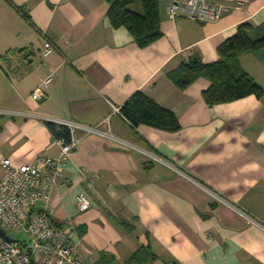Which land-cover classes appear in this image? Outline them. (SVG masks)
I'll use <instances>...</instances> for the list:
<instances>
[{"label": "crops", "instance_id": "1", "mask_svg": "<svg viewBox=\"0 0 264 264\" xmlns=\"http://www.w3.org/2000/svg\"><path fill=\"white\" fill-rule=\"evenodd\" d=\"M216 1L242 8L201 23L171 20L172 0H159L162 36L140 47L111 25L105 0H0V159L59 157L48 121L114 137L76 131L52 194V220L71 226L89 264H128L144 249L151 254L144 264H264V230L243 214L264 221V95L210 107L209 80L181 90L168 77L194 57L216 62L219 46L244 23L264 35V0ZM47 42L55 51L43 57ZM239 64L264 90V48ZM137 91L170 109L181 128L133 127L120 110ZM80 193L91 204L85 212Z\"/></svg>", "mask_w": 264, "mask_h": 264}, {"label": "built area", "instance_id": "2", "mask_svg": "<svg viewBox=\"0 0 264 264\" xmlns=\"http://www.w3.org/2000/svg\"><path fill=\"white\" fill-rule=\"evenodd\" d=\"M236 9L242 8L237 2ZM234 7L226 6L216 0H172L168 6L171 20L183 17L207 23L219 20L224 13ZM55 51V46L47 42L42 56ZM54 82V77L45 79L33 93L35 100H43L44 89ZM65 126L71 135V141L59 139L61 154L59 157L38 155L32 163L14 165L9 158L0 159L3 178L0 180V227L5 232L17 233L16 238L6 240L0 235V264H89L78 255L79 244L71 241L70 227L56 224L50 215L51 200L58 180L62 176L63 165L70 158L77 143L76 131L87 134H99L114 138L98 127H87L72 121H52ZM159 160V157L152 156ZM92 181H90V184ZM220 198L219 196H216ZM85 193L78 195V209L85 212L90 208ZM244 216L264 230V221Z\"/></svg>", "mask_w": 264, "mask_h": 264}, {"label": "trees", "instance_id": "3", "mask_svg": "<svg viewBox=\"0 0 264 264\" xmlns=\"http://www.w3.org/2000/svg\"><path fill=\"white\" fill-rule=\"evenodd\" d=\"M105 1L109 4L111 25L114 28H126L140 47H146L162 36L159 0ZM136 3L140 8L137 6V10H132ZM255 29L250 23L240 25L237 32L219 46V59L216 62L205 64L194 57L183 62L168 77L181 90L187 89L199 78L209 80L211 85L203 92V99L210 107L248 96L262 98L263 88L239 64L242 54L264 48V35L256 37L253 34ZM120 112L133 127L146 125L167 132H176L181 128L178 118L170 109L161 106L142 91L134 93ZM47 125L57 140L63 139L66 143L71 141L70 131L65 126L51 121ZM147 256L151 257L148 250H141L128 264H144L143 260Z\"/></svg>", "mask_w": 264, "mask_h": 264}, {"label": "water", "instance_id": "4", "mask_svg": "<svg viewBox=\"0 0 264 264\" xmlns=\"http://www.w3.org/2000/svg\"><path fill=\"white\" fill-rule=\"evenodd\" d=\"M0 235H1L2 237H4V238L8 239V238L6 237V235H5L4 231H3V229H1V227H0ZM8 240H10V239H8Z\"/></svg>", "mask_w": 264, "mask_h": 264}, {"label": "rangeland", "instance_id": "5", "mask_svg": "<svg viewBox=\"0 0 264 264\" xmlns=\"http://www.w3.org/2000/svg\"><path fill=\"white\" fill-rule=\"evenodd\" d=\"M137 6L139 7L138 3H136L135 5L132 6V10H137ZM140 8V7H139Z\"/></svg>", "mask_w": 264, "mask_h": 264}]
</instances>
